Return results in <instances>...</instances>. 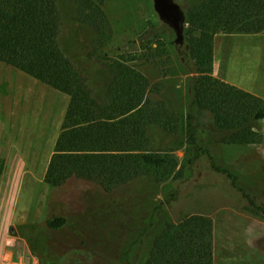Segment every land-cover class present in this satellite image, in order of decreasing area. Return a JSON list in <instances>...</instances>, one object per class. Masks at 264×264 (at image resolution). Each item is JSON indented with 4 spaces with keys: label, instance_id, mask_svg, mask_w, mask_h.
Listing matches in <instances>:
<instances>
[{
    "label": "trees",
    "instance_id": "trees-1",
    "mask_svg": "<svg viewBox=\"0 0 264 264\" xmlns=\"http://www.w3.org/2000/svg\"><path fill=\"white\" fill-rule=\"evenodd\" d=\"M104 1H64L75 27L72 34L80 32L88 41L81 47L86 54L82 60L90 64L85 67L67 57L60 42L61 0H0V63L69 98L45 182L61 188L76 179L111 193L142 178L157 184L180 181L185 167L191 170L205 157L240 194L243 210L264 216V204L258 201V194L264 196V175L247 185L250 192L239 185L238 175L218 163L222 146L264 145V99L213 76L214 35L264 30V0H184L186 27L183 45L176 49L186 71L194 75L191 109L185 116L166 91L129 64L133 58L110 64L98 60L111 38ZM77 41L73 39L72 49L79 50ZM182 131L190 152L186 166L180 165L167 141ZM164 216L160 204L132 242V250L125 252L124 264H213L209 217L193 214L158 228ZM81 218L54 215L44 227L28 226L20 235L31 242L38 264H62L63 247L88 232ZM47 234L61 237L51 238L59 241L61 253L47 243ZM92 242L95 249H104L100 236ZM256 246L264 250V239Z\"/></svg>",
    "mask_w": 264,
    "mask_h": 264
},
{
    "label": "rangeland",
    "instance_id": "rangeland-1",
    "mask_svg": "<svg viewBox=\"0 0 264 264\" xmlns=\"http://www.w3.org/2000/svg\"><path fill=\"white\" fill-rule=\"evenodd\" d=\"M64 1L60 3L63 15L60 42L67 57L77 66L87 67L90 64L82 60L86 54L81 49L86 36L80 32L72 34L75 27ZM175 1L184 8V0ZM102 9L111 38L98 60L110 64L122 57L133 58L129 64L151 84L166 91L182 115L190 112L194 75L184 68L174 44V33L159 21L152 0H105ZM74 38L78 39L79 50L72 49ZM249 73L259 74L260 81V75L264 74V30L256 34L216 33L213 76L231 85L254 86L255 79L250 80ZM68 103L66 95L0 63V120L10 115V126L0 125V134L9 136L0 139V163H7L10 170L9 176L0 181V264H38L31 242L20 235L21 229L44 227L46 219L59 214H80V222L86 224L88 231L72 246L63 247L62 264H124L125 252L132 250V242L160 204L165 216L158 228L193 214L213 221V264H264V250L256 246L257 240L264 239V216L243 210L245 202L240 194L211 169L205 157L191 170L185 167L187 172L180 181L157 184L150 178H142L111 193H105L96 183L76 179L61 188L49 186L45 173ZM183 131L167 141L180 165L186 166L190 152ZM212 150L217 155V149ZM219 157V165L238 175L239 185L250 192L252 189L247 185L264 175L263 144L222 146ZM258 201L264 204V196L258 194ZM155 215L159 217V213ZM97 235L103 238L102 250L93 245ZM47 237L52 249L61 253L57 247L61 237L52 234ZM51 238L59 241L53 242ZM148 241L147 236L145 245Z\"/></svg>",
    "mask_w": 264,
    "mask_h": 264
},
{
    "label": "water",
    "instance_id": "water-1",
    "mask_svg": "<svg viewBox=\"0 0 264 264\" xmlns=\"http://www.w3.org/2000/svg\"><path fill=\"white\" fill-rule=\"evenodd\" d=\"M152 2L159 21L173 31L174 44L182 46L186 18L180 5L175 0H152Z\"/></svg>",
    "mask_w": 264,
    "mask_h": 264
},
{
    "label": "crops",
    "instance_id": "crops-1",
    "mask_svg": "<svg viewBox=\"0 0 264 264\" xmlns=\"http://www.w3.org/2000/svg\"><path fill=\"white\" fill-rule=\"evenodd\" d=\"M259 74L253 75L251 73L248 74V78L255 79V84L254 86L246 85V84H241V83H233L232 85L236 86L237 88L247 91L257 97H260L264 99V74L260 75L261 76V81L258 78ZM2 120H0V125L8 124L10 126V115L9 113L6 115V117H2ZM7 119V120H6ZM9 133V130H8ZM0 139L5 140L9 139V136H4L0 134ZM9 166L7 163H0V181L2 179H6V177L9 176Z\"/></svg>",
    "mask_w": 264,
    "mask_h": 264
},
{
    "label": "built area",
    "instance_id": "built-area-1",
    "mask_svg": "<svg viewBox=\"0 0 264 264\" xmlns=\"http://www.w3.org/2000/svg\"><path fill=\"white\" fill-rule=\"evenodd\" d=\"M37 264V263H36Z\"/></svg>",
    "mask_w": 264,
    "mask_h": 264
}]
</instances>
